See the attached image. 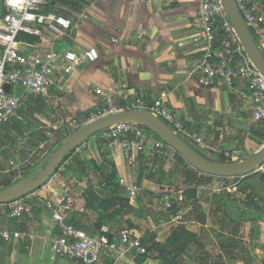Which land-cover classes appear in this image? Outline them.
Masks as SVG:
<instances>
[{
  "label": "crops",
  "instance_id": "0c3cea01",
  "mask_svg": "<svg viewBox=\"0 0 264 264\" xmlns=\"http://www.w3.org/2000/svg\"><path fill=\"white\" fill-rule=\"evenodd\" d=\"M256 2L264 3V0ZM198 11L197 0H85L77 11L65 7L52 13L70 19L73 26L70 30L56 27L46 31L44 46L48 47L56 38L53 49L59 53L95 48L98 60L83 63L72 73L59 69L47 96L24 99L23 91H16L22 101L24 120L0 125V174H8L7 166L14 163L20 151V177L25 180L31 172L29 175L35 178L45 161L36 157L47 149L51 139L58 137L56 151L79 129L75 124L86 121L103 105L104 96L98 95L97 89L112 97L116 105L142 99L152 107L155 102L163 101L177 112L192 135L178 137L211 164L235 165L249 159L251 153L259 152L264 147L259 138L264 130L260 132L257 128L263 126L253 122L252 103L245 87L207 89L204 86L198 71L204 53L192 43L198 32ZM3 13L0 2V18ZM248 32L264 58L263 40L253 31ZM20 41V51L30 53L37 47L38 39L24 36ZM7 123L21 127L20 134L9 130L11 142L6 141L8 133L3 129ZM102 132L72 149L49 181L34 192L57 203L68 193L74 194L77 203L68 222L94 236H106L112 245L97 264H163L162 258L130 251L121 239V232L129 230L141 241L152 238L162 242L163 230L170 228L164 226L161 231L156 221L159 212L156 206L164 197H171L162 195L163 185L179 184L178 181L185 184L191 165L180 161L178 152L165 142L164 156L158 157L149 148L137 155L130 167L121 150L110 149L103 141ZM148 134L151 140H157L155 133L148 130ZM257 146L261 148L257 150ZM53 151L47 149L45 154L48 152L50 156ZM200 174L205 183L222 178ZM122 178L140 188L135 199L120 185ZM167 205L170 204H165L163 213L171 220L166 214ZM191 210L172 207V212L183 215V220L171 222L183 223L187 230L199 234L200 224L186 221ZM0 229L27 232L35 237L24 242L15 237L9 242L0 239V264H82L53 256L52 242L59 231L43 209L11 219L6 204H0ZM263 235L258 244L263 242Z\"/></svg>",
  "mask_w": 264,
  "mask_h": 264
},
{
  "label": "built area",
  "instance_id": "2783aa9c",
  "mask_svg": "<svg viewBox=\"0 0 264 264\" xmlns=\"http://www.w3.org/2000/svg\"><path fill=\"white\" fill-rule=\"evenodd\" d=\"M199 11L196 19L198 32L192 37V43L204 53L198 71L203 77L204 86L209 88L225 87L234 89L238 85L245 87L252 103L253 122L264 127V75L256 68L247 55L222 0H197ZM4 13L0 18V125L8 121L22 122V101L16 91H23V98L49 95L54 77L59 69L72 73L83 63L98 60V51L88 48L82 52H56L52 39L48 47L44 46L45 33L60 27L70 30L73 22L49 12L51 0H1ZM236 7L249 31H253L264 42V3L256 0H234ZM34 37L37 46L30 53L20 51V38ZM10 87V92L6 91ZM98 95L104 96L103 105L93 112L86 121L75 124L82 128L88 123L112 115L131 111H149L157 119L164 121L180 138L192 135L177 112L170 109L163 101H157L149 107L142 99H136L123 105H116L112 97L97 89ZM102 139L110 149L121 150L127 164L132 167L135 158L149 148L162 157L166 152V143L162 140H151L148 129L135 122L121 123L102 132ZM201 143L200 138H194ZM228 157V155H226ZM14 166V163H11ZM131 199H135L140 188L120 180ZM76 197L68 193L62 201L45 199L35 192L6 204L11 219H18L43 209L50 214L53 225L59 234L52 242L54 257L78 260L82 264H97L101 255L112 248L106 236H94L68 222L70 214L76 207ZM166 214L172 221L182 222L183 215L173 213L172 206L167 205ZM18 241L33 240L35 237L27 232L11 233L0 229V239L6 242L13 238ZM121 239L130 251L146 255L147 249L141 239L133 237L129 230L121 232Z\"/></svg>",
  "mask_w": 264,
  "mask_h": 264
},
{
  "label": "rangeland",
  "instance_id": "374dc122",
  "mask_svg": "<svg viewBox=\"0 0 264 264\" xmlns=\"http://www.w3.org/2000/svg\"><path fill=\"white\" fill-rule=\"evenodd\" d=\"M56 1V5L51 7V13L53 14L60 12L62 8L65 7L68 9L73 8L75 11H77L81 5V2L85 0ZM257 129L260 130V132H263L264 127ZM57 138L58 137L56 136L54 139H51L50 143H48V150L55 151L57 144L55 141ZM259 138L264 142V135H261ZM260 148L261 147L257 146V150ZM47 149L42 150L39 156L36 158H41V160L44 158L45 160L46 158H49L50 156L48 155V152L45 154ZM253 155L254 154L251 153V155L247 158H250ZM16 158L17 159L13 160L15 163L14 166H11L10 164L7 166L8 174H0V191L19 184L24 179L23 177H20V151ZM263 166L264 165L253 169L246 174L235 176L233 178H217V182L214 183H205L200 172L191 166L185 184H182L183 181H178L179 184L170 183L163 185L162 190L164 193L162 195H171V197H164L159 202H157L156 208L159 210V212L157 213L158 215L156 221L160 223L159 225H161V231L165 227L170 228V231L163 230L161 240L162 242L159 243V245L162 246V250L150 251L149 254L151 257L163 258L167 264H188V261L182 260L183 258L180 254L173 256L169 253L170 245L168 243V239L170 238V235L173 231L172 229H174L172 228V225L177 224L171 222L169 218H166L167 216H165L163 213L165 212L163 209L165 204L172 205L174 209L182 208L183 206L185 209H189L199 204L202 207L203 212H205L206 222L205 224L198 223L200 224V226H197L199 230L198 235L201 237L202 242L206 246L207 250L211 252V254L219 253L217 246V237L220 230L219 222L220 219L227 216L241 223L239 237H241L249 252V255L245 254L243 257L247 259L248 257H252L254 262H251V264H264V235L263 242L258 244V242H260L262 239V233L264 234V169L260 170ZM29 174H31V172ZM29 174L26 176L27 180H31L33 177ZM3 183H6L7 185L3 186ZM200 185L205 186V188L198 189L200 188ZM214 190H216V193H213ZM227 194L230 195V198L226 197ZM216 197H218V200L220 197H226L224 200L225 208L221 209L220 212L215 211V209L218 207L214 202ZM190 213L187 214L186 221H196L194 218L197 216V214ZM253 223L261 227V236L259 241H252V239H250L252 236L250 235V229ZM229 230L230 228L227 227L225 233H229ZM191 255L195 256L196 252H191ZM195 257H197V255ZM226 259L228 258L226 257ZM197 262L199 263L198 260Z\"/></svg>",
  "mask_w": 264,
  "mask_h": 264
},
{
  "label": "water",
  "instance_id": "95a60500",
  "mask_svg": "<svg viewBox=\"0 0 264 264\" xmlns=\"http://www.w3.org/2000/svg\"><path fill=\"white\" fill-rule=\"evenodd\" d=\"M222 3L238 32L247 55L256 68L264 75V58L252 43L248 29L243 22L234 0H222ZM5 89L7 92H10L9 86H6ZM126 122H135L143 125L175 149L192 167L204 174L230 178L246 174L264 165V147L249 159L235 165L217 166L211 164L192 151L170 128L150 113L146 111H131L99 119L76 130L44 161L41 166L42 171L35 178H31V180L25 179L19 184L0 191V204H7L39 190L49 181L58 165L72 149L79 146L91 136L112 126Z\"/></svg>",
  "mask_w": 264,
  "mask_h": 264
},
{
  "label": "trees",
  "instance_id": "16d2710c",
  "mask_svg": "<svg viewBox=\"0 0 264 264\" xmlns=\"http://www.w3.org/2000/svg\"><path fill=\"white\" fill-rule=\"evenodd\" d=\"M56 3V0H51L48 7L49 11H51V7L55 6ZM3 129L6 131V133H8L6 137V141L8 142H11L13 140L12 137H9V130H14L19 134L21 133L20 124L17 123H7L3 126ZM156 139L161 140L159 137H156ZM177 156L180 161L186 162L179 153H177ZM4 185L7 184L3 183V186ZM226 197L230 198V195L227 194ZM214 202L218 206L217 211L220 212L221 209L225 208L224 199H217ZM134 212L139 214V211ZM190 212V214H197V216L194 218L196 221L191 220V222L205 224L206 215L199 204L192 207V210ZM219 223L220 230L217 237V246L219 249L218 254H211V252L207 250L206 246L202 242L201 237L198 234L187 230L186 226L183 223L173 229L170 238L168 239V243L170 245L169 253L173 256L180 254L183 258L182 260L188 261V264H251V262H254L252 257H248V259L243 257L249 252L244 245L243 240L241 239V237H239L241 223L227 216L220 219ZM227 227L230 228L229 233H225ZM250 235H252L250 238L252 239V241H259L261 236V227L253 223L250 229ZM142 244L147 249V254L145 256H148L150 251L162 250V246L159 245V243L155 242V240L152 238H148L145 241H142ZM194 251L196 252L197 257H195L196 255H191V252L194 253ZM226 257L228 259H226ZM162 260L163 264H167L163 258ZM197 260L199 261V263L197 262Z\"/></svg>",
  "mask_w": 264,
  "mask_h": 264
}]
</instances>
